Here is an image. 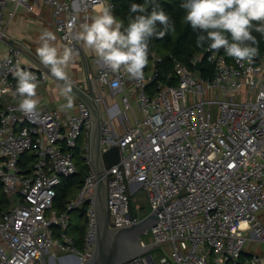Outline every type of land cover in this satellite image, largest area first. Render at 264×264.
<instances>
[{"label": "built area", "instance_id": "2783aa9c", "mask_svg": "<svg viewBox=\"0 0 264 264\" xmlns=\"http://www.w3.org/2000/svg\"><path fill=\"white\" fill-rule=\"evenodd\" d=\"M38 1L53 7L55 29L74 49L82 23L107 5L115 16L114 0H0V41L18 8L35 12ZM203 54L213 66L208 76L201 74ZM203 54L191 59L193 69L174 59L169 81L159 80L153 92L149 84L159 76L156 68L148 74L144 67L142 78L133 79L99 60L98 81L121 95L120 103L102 109V151L118 146L121 153L107 168L113 225L143 218L141 206L133 208L139 190L146 191L159 218L145 234L152 240L143 235L141 241L159 242L156 250L163 254L151 251L123 264H264V253L258 252L241 261L248 242L264 243V49L251 63L237 62L223 49L207 47ZM21 56L20 48L8 44L0 61V190L10 201L3 209L0 203V264H42V255L49 264H62L70 255L82 263L97 239L91 111L83 100L67 117L58 108L21 111L17 68L33 73L38 85L49 78L43 68L22 64ZM96 100L104 104L101 97ZM134 104L141 116L131 119ZM81 136L82 159L90 170L58 211L54 204L62 179L78 172ZM28 153L33 158L27 162ZM87 202L84 245L77 248L69 228Z\"/></svg>", "mask_w": 264, "mask_h": 264}, {"label": "clouds", "instance_id": "9594fccd", "mask_svg": "<svg viewBox=\"0 0 264 264\" xmlns=\"http://www.w3.org/2000/svg\"><path fill=\"white\" fill-rule=\"evenodd\" d=\"M151 6V12L148 8ZM185 13L184 21L197 33L196 45L218 52L223 49L228 57L237 62L251 63L259 54L256 35L264 39V0H182L179 6ZM79 26L74 39L84 46L113 73L123 69L130 78L140 79L147 65L149 44L152 38L162 39L168 32L175 31L170 16L156 0H145L143 4H132L124 20L117 19L109 5ZM56 35L44 30L36 49L41 63L49 68L56 79L63 81L60 94L67 103L61 110L74 105L71 82L66 69L75 62L78 53L67 45H57ZM214 58V57H212ZM15 95L20 97L19 109L31 113L39 104L36 76L17 68Z\"/></svg>", "mask_w": 264, "mask_h": 264}, {"label": "water", "instance_id": "95a60500", "mask_svg": "<svg viewBox=\"0 0 264 264\" xmlns=\"http://www.w3.org/2000/svg\"><path fill=\"white\" fill-rule=\"evenodd\" d=\"M1 39L10 45L20 48L24 54L32 56L38 65L53 77L49 68L45 67L40 59L29 52L25 46L17 43L8 34L1 35ZM196 68L202 69V65L197 63ZM58 81L64 85L63 81ZM70 82L72 92L85 101L91 111L93 126L89 162L97 179L95 200L97 239L95 250L92 256L86 258L82 263L79 261V264H123L136 257L150 253L160 245L159 242H149L144 245L141 241L142 236L157 224L159 220L157 210H151L136 223L125 226L113 225L108 205L109 178L107 168L119 162L121 157L120 149L118 146H112L108 150L102 151V109L96 100V95L92 90L79 86L73 80H70ZM41 262L42 264H49L44 255L41 256Z\"/></svg>", "mask_w": 264, "mask_h": 264}, {"label": "trees", "instance_id": "16d2710c", "mask_svg": "<svg viewBox=\"0 0 264 264\" xmlns=\"http://www.w3.org/2000/svg\"><path fill=\"white\" fill-rule=\"evenodd\" d=\"M115 9L114 13L117 19L124 20L125 24H127V16L129 14V10L132 4H143L145 0H114ZM156 3L160 6V8L167 13L171 21L175 25V31L168 32L163 36L162 39L152 38L149 44V51L147 57V65L146 71L147 73L151 72L153 68L157 69V73L159 74L158 78L149 84L152 92L154 91V86L158 83L159 80L167 83L169 81V74L174 73V59H178L188 64L190 68H194L191 63V59L195 54L200 53L203 54L206 50L207 43L204 44L203 47H197L196 39L197 33L192 30L190 24H186L184 21V11L179 7L182 3V0H156ZM148 13L151 12V6L148 8ZM253 35L257 36V39L260 41L259 43V51L264 49V39L260 38L258 33H253ZM156 56L162 58L161 61L156 60ZM203 70L201 72L202 76L211 75L213 72V66L206 61V58L203 54L202 58ZM172 82H174L173 78H171ZM2 105L0 101V106ZM83 153V145L80 144L76 150V163L78 166V172L68 177H64L61 181L60 186L57 190V196L55 199V208L58 211H63L65 209V205L68 201L73 198L81 184L83 183L84 176L89 172L90 167L86 164L82 159ZM33 158L32 154H26L25 160L31 161ZM26 167V163L24 164ZM29 169H24V172H28ZM1 187V186H0ZM9 199L5 197L3 192L0 190V203L2 205V209L6 208L9 204ZM88 206V202L81 208V210L73 216L71 227L69 228V232L76 239L77 248H82L84 245V231L86 226V208ZM144 213L147 214V207L141 205L140 208ZM144 239H147L143 236ZM148 240V239H147ZM157 249V247L155 248ZM153 252V251H152ZM251 253L246 250L241 255V261L245 260ZM241 264V262H240Z\"/></svg>", "mask_w": 264, "mask_h": 264}, {"label": "crops", "instance_id": "0c3cea01", "mask_svg": "<svg viewBox=\"0 0 264 264\" xmlns=\"http://www.w3.org/2000/svg\"><path fill=\"white\" fill-rule=\"evenodd\" d=\"M44 30L52 31L56 35L57 40L55 43L57 45L69 46L60 38L55 29L53 7L43 1H38L36 3L35 12H29L23 7L18 8L15 17L9 23L7 34L17 43L25 46L29 52L37 56L36 49L40 46L39 37ZM78 30L79 29H77V31ZM4 43L5 47H1L0 43V61L7 52L8 43ZM74 50L78 53L76 60L66 69L70 80H73L79 86L86 88L87 90H92L96 96L101 97L104 101V104H101V109H103L108 103H120L121 95H113L109 85H103L98 81L97 76L100 62L94 53L84 46L82 41H77V49ZM21 61L24 65L33 64L36 67H40L32 56L24 54L23 52ZM62 87L63 84L49 75L48 80L45 83L40 84L36 90L37 98L39 99L37 108L42 111L58 108L65 117L75 113L81 98H79L74 92H71L74 102L73 107L71 109L61 110V106L67 103L65 97L60 94ZM127 87H130L129 84ZM129 116L131 119L134 116H141L136 105L133 110L130 111ZM260 217L264 223V211L260 213ZM253 244L259 248V252H256L264 253V248L261 247L263 243L253 241Z\"/></svg>", "mask_w": 264, "mask_h": 264}, {"label": "rangeland", "instance_id": "374dc122", "mask_svg": "<svg viewBox=\"0 0 264 264\" xmlns=\"http://www.w3.org/2000/svg\"><path fill=\"white\" fill-rule=\"evenodd\" d=\"M0 43H1V47H2V46L5 47V43H4V42L0 41ZM84 143H85V137H84V136H81V137H80V144H81V145H84ZM83 161H84V160H83ZM84 162H85V161H84ZM141 205L146 206L147 209H148V211H151V205H150V202H149V200H148V198H147L146 191H144V190H139V191L134 195V199H133V208H134L135 210H136V207L141 206ZM140 212H141V214H142L143 217L146 215V214L144 213V210H143V211L140 210ZM76 214H78L77 211L73 214V216H75ZM145 237H146L149 241L152 240V238H151V236H150L149 234H148V235H145ZM261 247L264 248V243L261 245ZM245 248H246L245 250H246L247 252H249V253H254V252H256V251L259 252V248H258L256 245H254L253 242H248ZM160 249H161V248H158V250L153 249L152 251H153L155 254H157V255H158V254H159V255H162L163 252H162ZM47 259H48V256H47ZM63 259H64V258H63ZM57 264H61V263L58 262Z\"/></svg>", "mask_w": 264, "mask_h": 264}, {"label": "bare ground", "instance_id": "6f19581e", "mask_svg": "<svg viewBox=\"0 0 264 264\" xmlns=\"http://www.w3.org/2000/svg\"><path fill=\"white\" fill-rule=\"evenodd\" d=\"M79 261V258L73 255L64 257V259L61 260L62 264H79Z\"/></svg>", "mask_w": 264, "mask_h": 264}]
</instances>
